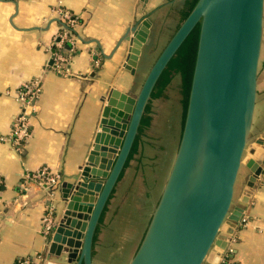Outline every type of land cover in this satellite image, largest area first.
Returning a JSON list of instances; mask_svg holds the SVG:
<instances>
[{
    "label": "water",
    "instance_id": "water-1",
    "mask_svg": "<svg viewBox=\"0 0 264 264\" xmlns=\"http://www.w3.org/2000/svg\"><path fill=\"white\" fill-rule=\"evenodd\" d=\"M264 0H196L149 66L136 94L111 88L91 148L77 172L60 178L62 208L49 252L93 264L100 217L125 167L145 108L170 59L198 23L184 120L165 180L127 264H218L238 230L264 151L245 164L248 190L233 205L234 184L250 139ZM147 18L130 28L124 67L134 73ZM118 45V44H117ZM55 216V213H54ZM216 252L212 260L211 251Z\"/></svg>",
    "mask_w": 264,
    "mask_h": 264
},
{
    "label": "crops",
    "instance_id": "crops-1",
    "mask_svg": "<svg viewBox=\"0 0 264 264\" xmlns=\"http://www.w3.org/2000/svg\"><path fill=\"white\" fill-rule=\"evenodd\" d=\"M183 2L0 0V138L8 136L13 116L18 112L12 90L33 78H41V91L29 118L28 141L17 149L0 139V264H15L17 259L35 253L42 255L41 264H75L63 252L50 253V241L41 233L45 210L51 209L55 218L60 216L59 182L52 193L36 183L22 191L21 174L42 165L56 172L59 180L77 172L91 148L109 90L117 88L136 94L144 78L137 80L139 59L151 40L159 13L171 11L170 17L177 23ZM58 9L77 17V24L69 27L58 16ZM145 18L150 22L149 42L143 44L131 73L124 67L129 47L124 37L131 36L130 28ZM64 32L72 36V43L62 39L61 47H57L54 43ZM53 51L66 57L60 72L53 68ZM263 151L264 1L255 106L250 139L234 184V206L248 190L250 171L245 162L256 159ZM242 218L244 223L231 244L232 259L236 264H264V174L257 179ZM92 252L94 257V245ZM215 256L212 250V260ZM202 264L213 263L204 260Z\"/></svg>",
    "mask_w": 264,
    "mask_h": 264
},
{
    "label": "rangeland",
    "instance_id": "rangeland-1",
    "mask_svg": "<svg viewBox=\"0 0 264 264\" xmlns=\"http://www.w3.org/2000/svg\"><path fill=\"white\" fill-rule=\"evenodd\" d=\"M170 12L165 9L159 13L151 40L142 49L137 70L139 82L174 31L176 23ZM164 94L152 99L150 124L106 205L94 242L93 264H127L145 230L179 139L178 75L169 81ZM160 145L165 149H159Z\"/></svg>",
    "mask_w": 264,
    "mask_h": 264
},
{
    "label": "built area",
    "instance_id": "built-area-1",
    "mask_svg": "<svg viewBox=\"0 0 264 264\" xmlns=\"http://www.w3.org/2000/svg\"><path fill=\"white\" fill-rule=\"evenodd\" d=\"M58 16L67 23L69 27L77 24V17L72 15L65 9L57 10ZM62 39H66L70 44L72 43V36H68L66 32L59 36L58 40L54 43L57 47H61ZM53 68L62 71L63 64L66 57L57 51L52 53ZM41 91V78L36 77L28 82H24L12 90V96L18 103V112L13 116L11 128L8 136L1 137L2 141L10 142L15 148L21 147L28 141L31 136V128L29 118L34 111L35 100ZM59 175L51 170L48 166L42 165L35 170H25L21 174L20 187L22 191H26L31 183H36L43 190L52 193L58 185ZM243 219V218H242ZM241 223L244 222L241 220ZM240 223V224H241ZM55 226V217L53 212L45 210L41 216V233L49 240V237ZM235 241L234 236L229 242V246L224 256L220 259L218 264H234L232 258V246ZM43 261L40 253H35L31 256H24L16 260L15 264H41Z\"/></svg>",
    "mask_w": 264,
    "mask_h": 264
},
{
    "label": "trees",
    "instance_id": "trees-1",
    "mask_svg": "<svg viewBox=\"0 0 264 264\" xmlns=\"http://www.w3.org/2000/svg\"><path fill=\"white\" fill-rule=\"evenodd\" d=\"M195 1L196 0H184L183 5L178 10L179 18H178V21L175 25L174 30L179 26L181 21L188 14L190 9L194 5ZM198 28H199V24L197 23L194 26V28L191 30V32L188 34V36L186 37V39L184 40L182 45L179 47L176 54L168 62L166 68L161 73V75H160V77H159V79L155 85V88L151 94L152 99L165 95L164 91H165L166 86L169 83V81L175 75L179 76V92H180V100L179 101H180V105H181L179 136H180L183 120H184V114H185V108H186V102H187V96H188V89H189L190 78H191L192 67H193L194 56H195V50H196ZM152 99L149 101V103L147 104V106L145 108V112L143 114V117L141 119V123L139 125L138 134L135 137V140L133 142V145H132L131 151L129 153L128 159L135 152L136 146L140 140L141 135L145 134V130L147 129L148 125L150 124L151 116L148 113L150 112ZM159 149L162 150V149H165V147L160 145ZM153 157H156V154ZM128 159H127L125 166L128 163ZM105 210H106V207L104 208V211ZM104 211L101 214L100 222H101L102 216L104 214ZM99 230H100V224L97 226L95 236H94V241L97 238L96 235H97ZM233 263L236 264L234 261H233Z\"/></svg>",
    "mask_w": 264,
    "mask_h": 264
},
{
    "label": "flooded vegetation",
    "instance_id": "flooded-vegetation-1",
    "mask_svg": "<svg viewBox=\"0 0 264 264\" xmlns=\"http://www.w3.org/2000/svg\"><path fill=\"white\" fill-rule=\"evenodd\" d=\"M100 224V223H99ZM93 245H94V242H93Z\"/></svg>",
    "mask_w": 264,
    "mask_h": 264
}]
</instances>
